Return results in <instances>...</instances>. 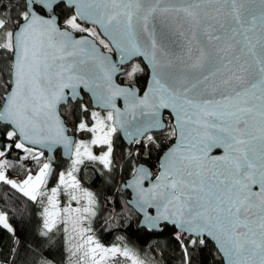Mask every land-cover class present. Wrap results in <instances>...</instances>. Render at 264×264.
<instances>
[{
  "label": "snow or ice",
  "instance_id": "obj_1",
  "mask_svg": "<svg viewBox=\"0 0 264 264\" xmlns=\"http://www.w3.org/2000/svg\"><path fill=\"white\" fill-rule=\"evenodd\" d=\"M0 185V264H161L99 239L126 207L264 264V0H0Z\"/></svg>",
  "mask_w": 264,
  "mask_h": 264
},
{
  "label": "trees",
  "instance_id": "obj_2",
  "mask_svg": "<svg viewBox=\"0 0 264 264\" xmlns=\"http://www.w3.org/2000/svg\"><path fill=\"white\" fill-rule=\"evenodd\" d=\"M87 100L88 97L85 96ZM58 162H63L60 153H57ZM89 180L94 183L95 189L98 191L107 192V188L104 181L98 180L94 175H89ZM111 194V193H108ZM14 196V194L9 191H5L3 185H0V196L4 197V200H0V208L12 209L14 210L15 205L9 197ZM129 197L128 192L121 193L122 202L127 203V198ZM7 201V202H5ZM126 219L119 224H110L108 230H104L102 223L95 225L97 227V235L102 243L110 245L114 243H121L119 238H123V242L131 246L135 251L140 253L145 259L152 261L153 253L151 249L156 247V251H164V261L161 264H180V253L176 245L172 242L171 236L168 233L160 235L155 232L146 231L139 227L140 216L130 207L124 209ZM11 212H9L10 222L14 227L18 229V235L22 240H31V225H28L19 220H11ZM168 244L167 250L162 247ZM161 247H157V245ZM12 248V237L4 229L0 228V262L8 259L9 253ZM58 259H63L62 253L57 251ZM220 257L215 254V248L209 244L204 249H198L193 256L192 264H219Z\"/></svg>",
  "mask_w": 264,
  "mask_h": 264
},
{
  "label": "water",
  "instance_id": "obj_3",
  "mask_svg": "<svg viewBox=\"0 0 264 264\" xmlns=\"http://www.w3.org/2000/svg\"><path fill=\"white\" fill-rule=\"evenodd\" d=\"M219 152H220V150H216V152H214L213 154H219ZM56 155H57V154H56ZM61 157H62V156H61ZM62 159H64V158L62 157ZM128 193H129V197L126 199L127 202L131 201V199H132V193H131V192H128ZM132 209L135 210L134 208H132ZM138 215L140 216L139 227L144 229V226H143V224L141 223L142 216H141L140 214H138Z\"/></svg>",
  "mask_w": 264,
  "mask_h": 264
},
{
  "label": "rangeland",
  "instance_id": "obj_4",
  "mask_svg": "<svg viewBox=\"0 0 264 264\" xmlns=\"http://www.w3.org/2000/svg\"><path fill=\"white\" fill-rule=\"evenodd\" d=\"M107 245V244H106ZM127 246H129V245H127ZM129 247H131V246H129ZM132 248V247H131ZM140 254V253H139ZM140 257L142 258V259H145L142 255H140ZM145 260H147V259H145ZM147 261H149V260H147Z\"/></svg>",
  "mask_w": 264,
  "mask_h": 264
},
{
  "label": "flooded vegetation",
  "instance_id": "obj_5",
  "mask_svg": "<svg viewBox=\"0 0 264 264\" xmlns=\"http://www.w3.org/2000/svg\"><path fill=\"white\" fill-rule=\"evenodd\" d=\"M97 31H99V29H97ZM104 51H106V49Z\"/></svg>",
  "mask_w": 264,
  "mask_h": 264
}]
</instances>
